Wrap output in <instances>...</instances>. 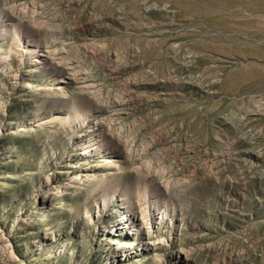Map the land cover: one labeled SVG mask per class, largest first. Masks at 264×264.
<instances>
[{"label":"rangeland","instance_id":"374dc122","mask_svg":"<svg viewBox=\"0 0 264 264\" xmlns=\"http://www.w3.org/2000/svg\"><path fill=\"white\" fill-rule=\"evenodd\" d=\"M0 264H264V0H0Z\"/></svg>","mask_w":264,"mask_h":264},{"label":"bare ground","instance_id":"6f19581e","mask_svg":"<svg viewBox=\"0 0 264 264\" xmlns=\"http://www.w3.org/2000/svg\"><path fill=\"white\" fill-rule=\"evenodd\" d=\"M75 119L77 120V116L75 117ZM99 128V122H95V123H87L86 125V130L84 134H80L78 137L80 138H86V146L83 148L85 152H92V150L97 149V147H95L98 144V140L95 137V132L98 130ZM165 205V204H164ZM166 206V205H165ZM150 212L156 210L158 208V205L156 202L151 203L150 206L148 207ZM167 208V207H166ZM145 210L147 211V209L145 208ZM167 210V209H166ZM143 212V211H142ZM157 214V213H156ZM159 214V213H158ZM160 214L165 215V213L161 212ZM135 222V219L133 221V224ZM135 227V226H134ZM136 230V229H135Z\"/></svg>","mask_w":264,"mask_h":264}]
</instances>
